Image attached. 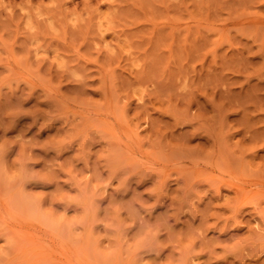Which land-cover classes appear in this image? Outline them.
<instances>
[{
    "label": "rangeland",
    "instance_id": "rangeland-1",
    "mask_svg": "<svg viewBox=\"0 0 264 264\" xmlns=\"http://www.w3.org/2000/svg\"><path fill=\"white\" fill-rule=\"evenodd\" d=\"M60 261L264 264V0H0V264Z\"/></svg>",
    "mask_w": 264,
    "mask_h": 264
},
{
    "label": "bare ground",
    "instance_id": "bare-ground-1",
    "mask_svg": "<svg viewBox=\"0 0 264 264\" xmlns=\"http://www.w3.org/2000/svg\"><path fill=\"white\" fill-rule=\"evenodd\" d=\"M88 115V114H87ZM86 115V116H87ZM130 140V139H129ZM212 165V164H211ZM207 166V165H206ZM241 189H242V186L240 187ZM238 191V190H237ZM2 211V210H1ZM9 217V216H8ZM7 220H9V219H7ZM23 226V225H22ZM13 228H15V226L13 227ZM17 230H18V228H16ZM6 231V230H5ZM34 234V233H33ZM34 236H36V234H34ZM36 238L39 240V238H40V236L38 235V236H36ZM35 238V239H36ZM42 238V237H41ZM45 238V237H44ZM43 238V239H44ZM42 240V239H41ZM45 240V239H44ZM51 240V239H50ZM39 244V243H38ZM39 247H40V249L42 250V251H40L42 254H43V252H45V255H44V257L47 255V257L49 256L50 258H58L57 257V255L61 252L62 253V251L64 250V251H67V255L70 253L69 252V250H68V248L66 247L65 248V246H62V247H60V245H57V244H55L54 242H53V240H52V242H43V240H42V242H40V244L38 245ZM64 248V249H63ZM63 249V250H62ZM63 251V252H64ZM65 253V252H64ZM66 255V256H67ZM68 257V256H67ZM58 260H60V259H58ZM76 261V260H75ZM60 262H62V263H64L63 261H60ZM55 263V262H54ZM64 264H66V262L64 263ZM74 264V263H73Z\"/></svg>",
    "mask_w": 264,
    "mask_h": 264
}]
</instances>
